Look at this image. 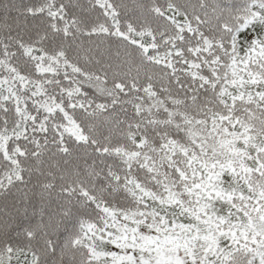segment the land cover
I'll return each mask as SVG.
<instances>
[{
    "label": "snow or ice",
    "instance_id": "6c2138e0",
    "mask_svg": "<svg viewBox=\"0 0 264 264\" xmlns=\"http://www.w3.org/2000/svg\"><path fill=\"white\" fill-rule=\"evenodd\" d=\"M0 264H264V0H0Z\"/></svg>",
    "mask_w": 264,
    "mask_h": 264
}]
</instances>
